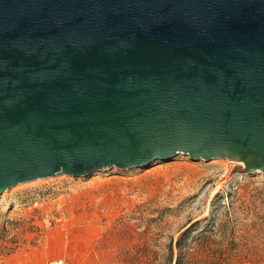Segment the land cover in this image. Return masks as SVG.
<instances>
[{
  "label": "water",
  "instance_id": "95a60500",
  "mask_svg": "<svg viewBox=\"0 0 264 264\" xmlns=\"http://www.w3.org/2000/svg\"><path fill=\"white\" fill-rule=\"evenodd\" d=\"M176 154L264 172V0H0V194Z\"/></svg>",
  "mask_w": 264,
  "mask_h": 264
},
{
  "label": "rangeland",
  "instance_id": "374dc122",
  "mask_svg": "<svg viewBox=\"0 0 264 264\" xmlns=\"http://www.w3.org/2000/svg\"><path fill=\"white\" fill-rule=\"evenodd\" d=\"M224 160L176 154L13 186L0 194V264H264V172Z\"/></svg>",
  "mask_w": 264,
  "mask_h": 264
},
{
  "label": "crops",
  "instance_id": "0c3cea01",
  "mask_svg": "<svg viewBox=\"0 0 264 264\" xmlns=\"http://www.w3.org/2000/svg\"><path fill=\"white\" fill-rule=\"evenodd\" d=\"M66 252V251H65ZM63 253V252H62ZM67 253V252H66ZM57 256H59V255H57ZM56 255L55 256H53V257H50V258H48V259H45L44 258V256H42V257H37V260H34V261H30L29 259L28 260H26V262L28 263V264H47L48 262H50L51 260H53V259H55L56 257H57Z\"/></svg>",
  "mask_w": 264,
  "mask_h": 264
},
{
  "label": "bare ground",
  "instance_id": "6f19581e",
  "mask_svg": "<svg viewBox=\"0 0 264 264\" xmlns=\"http://www.w3.org/2000/svg\"><path fill=\"white\" fill-rule=\"evenodd\" d=\"M224 161H226V160H224ZM227 162V161H226ZM60 263V261H56V262H54V264H59Z\"/></svg>",
  "mask_w": 264,
  "mask_h": 264
},
{
  "label": "built area",
  "instance_id": "2783aa9c",
  "mask_svg": "<svg viewBox=\"0 0 264 264\" xmlns=\"http://www.w3.org/2000/svg\"><path fill=\"white\" fill-rule=\"evenodd\" d=\"M59 264H63V263H62V261H60V263H59Z\"/></svg>",
  "mask_w": 264,
  "mask_h": 264
}]
</instances>
